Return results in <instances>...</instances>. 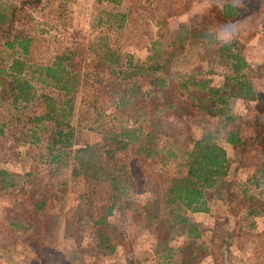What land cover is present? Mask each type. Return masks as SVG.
I'll use <instances>...</instances> for the list:
<instances>
[{"label": "rangeland", "instance_id": "rangeland-1", "mask_svg": "<svg viewBox=\"0 0 264 264\" xmlns=\"http://www.w3.org/2000/svg\"><path fill=\"white\" fill-rule=\"evenodd\" d=\"M119 1L118 6L111 10L108 5L110 0H41L36 6L21 4L20 0H0L2 29L12 7L16 11L12 28L3 36L9 38L16 30L29 36L31 42L27 58L31 63L45 64L54 54L65 48H74L73 60L81 75L74 90V109L69 122L73 126L76 142L95 144L91 151L92 160H98L100 148L96 146L107 143L102 136L104 132L110 128L117 129V125L123 126L129 117V110L117 111L118 114L111 106L108 90L116 83L114 79L118 77L135 82L140 90H146L150 73L143 72L142 68L148 64L146 56L151 52L154 56L149 63H161L164 60L165 66L156 74H163L170 80L190 78L197 83L204 80L205 85H200L204 91L207 87L223 85L231 72L217 55V43L208 42L204 34H210V38L214 37L216 42L236 38L242 44L244 57L251 70L243 69L241 72L252 82L257 93L255 97L249 95L246 100L229 98L228 105L230 113L236 115L241 124L246 123V127H243L245 138L251 135L248 120L253 118L264 98V2ZM229 1L235 4L238 14L224 19L220 10ZM109 11L117 14L115 21L114 18L105 19ZM118 11L123 13L120 19ZM105 46H110L120 56L118 63L109 64V58L103 55ZM4 48L3 40L0 39V64H7L8 55L13 53ZM18 52L16 50L13 54L17 56ZM127 62L138 69H131ZM31 83L35 95L40 92L56 93L40 80L34 79ZM200 87L196 85L192 89ZM2 90L5 88L0 82V169L10 170L15 185L29 191L27 211L24 210L23 214L32 224L27 228L28 231L9 225L8 220H21V209L16 211V205L4 198L8 204L0 207V256L11 257L13 261L23 260V264H154L152 250L156 239L165 237L173 247L183 246L181 232L176 233L178 229L170 227L164 220L166 217L155 219L147 227L144 224L149 221L145 215L148 201L151 197L158 202L164 198L171 173L177 167L176 164L182 162L181 149L187 146L189 137H196L203 129L219 127L216 141L224 145L228 158L235 155V150L223 141L225 127L221 125L220 117L201 112L188 102H179L186 95L179 97L178 93L173 92L174 107L165 110L167 115L162 114L167 117V123H162V127L157 129L158 134L163 133L162 136L158 135L157 144L174 150L175 156L162 163L157 156L148 160L136 157L130 148L114 151L108 165L126 166L121 168L123 174L130 170L135 184L130 201L136 208V214L130 215L126 209L128 217L125 227L122 226L120 215L115 212L105 217L106 223L95 224L96 216L106 204L104 184L73 175L71 169L75 163L71 155L61 157L58 163L49 162V129L45 128V121L32 120V115L38 113L39 109L34 103H13ZM95 107H99L103 112L100 114H104L98 121L94 119ZM113 114L118 116L117 121L107 119L106 115L111 118ZM258 117L259 122H262L260 130L264 134V112L260 111ZM32 128L36 137L34 139L31 136ZM257 145L258 150L261 149L264 139L258 141ZM250 155L254 158L258 153L251 151ZM179 169L183 170V167ZM246 175L249 173L241 169V179ZM259 183L258 188L249 186V192L254 194L260 205V215L255 218L254 227H244L239 237L231 235L228 248L220 245L219 251L223 252L229 264H264V183ZM242 199L243 195L238 192L235 202L238 209L245 207ZM34 200L41 201L42 206H35ZM208 201L215 212H222L219 201L211 198ZM4 216L8 220L3 221ZM192 217L206 235L212 234V223L207 214L194 213ZM232 219L227 226L220 228L222 238L226 228L234 227ZM120 228L126 235L121 241ZM101 233L106 239L120 243L121 247L113 254L99 253L96 244ZM13 240H16L15 244L24 243L25 247L13 246ZM199 264H213V258L206 254Z\"/></svg>", "mask_w": 264, "mask_h": 264}, {"label": "trees", "instance_id": "trees-1", "mask_svg": "<svg viewBox=\"0 0 264 264\" xmlns=\"http://www.w3.org/2000/svg\"><path fill=\"white\" fill-rule=\"evenodd\" d=\"M258 1L264 2V0ZM40 2L41 0H20L21 4L27 3L30 6H36ZM118 2L120 1L110 0L108 4L110 9H115ZM220 12L224 19L238 14L237 7L230 1L222 5ZM121 13L122 11H118V19L122 18ZM15 15L16 11L12 7L8 19L3 24L4 30L0 24V39L3 40L4 50H12L13 53L16 50L19 51L17 56L13 53L8 55L10 58L7 64H0V82L5 88L2 93L10 97L13 103L18 102L23 105L34 103L37 106L39 112H34L32 120L45 121V128L49 129L47 146L49 162L58 163L61 157L71 155L75 163L71 169L73 175L89 179L94 183L104 184L107 194L106 204L102 206V212L96 216L95 224L106 223L105 217L115 212L120 215L122 226L125 227L127 211L130 215L136 214V208L130 201L135 188L130 170L123 174L121 168L126 166L108 165V160L113 156L114 151L130 148V152L136 157L148 160L157 156L160 157L162 163L175 156L174 150L157 144L158 135H163L162 132L158 134L157 129L162 127L160 126L162 123H167V117H163L167 115L165 110L174 107L172 96L175 94L173 92L178 93L179 97L182 94L186 95L183 97L184 100H179V102H184V104L188 102L199 108L201 112L220 117L221 125L225 127L223 141L235 150L234 157L228 158L224 145L216 141L215 137L217 135L218 138L219 127L212 126L201 130L196 137H189L187 146L181 149L182 162L176 164L177 167L172 171L169 184L165 188L164 198L158 202L155 197V199L151 197L148 201L145 215L149 221H145L144 226H150L155 219L166 217L165 222L171 225L170 227L175 226L178 229L176 233L181 232L184 240L181 244L183 246L173 247L165 237L156 239L152 250L154 264H199L206 254L213 258V264H229L223 252L219 251L220 245L228 248L231 244V235L235 234L239 237L244 227H254L255 218L260 215V205L254 194L249 192V186L258 188L259 182L264 183V155H262L264 146L258 150L257 145L258 141L264 139V134L260 130L262 122H259L258 117L260 111L264 112V98L253 118L248 120L251 135L247 138L243 132L246 123L241 124L239 118L229 111V98L246 100L249 95L255 97L257 93L252 82L247 80V76L241 72L243 69L250 71L251 66L244 57L243 47L239 40L230 38L216 42L214 37L210 38V34H204L208 37V42L217 43V55L223 60L224 67L231 72L220 87H207L204 91L200 87L201 83L204 84V80L199 83L190 78L170 80L163 74H156L157 71H162L165 65L164 60L161 63H149V60L153 61V52L146 56L148 64L142 68L143 72L150 73L146 90H140L135 82L124 81L118 77L117 79L112 78L116 83L112 84L113 86L108 90L111 106L116 112L129 110L127 112L129 117L123 126L117 125L115 126L117 129L110 128L104 132L102 136L107 143L96 146L100 148L96 161L92 160L91 154L95 144L76 142L73 126L69 122L74 109V90L78 76L81 75L80 69L73 60L74 48H65L54 54L45 64L31 63L27 58L31 42L29 36L22 34L19 30L14 31L9 38L3 36L8 29L12 28L11 24ZM116 16V13L109 11L105 19L108 21L114 18L115 21ZM109 47H104L103 55L109 58V64L118 63L120 56ZM127 64L131 69H138L130 62ZM34 79L49 85L56 93L40 92L39 95H35L31 83ZM196 85L200 88L192 89V86ZM204 92L205 96H203ZM93 110L96 121L103 117L104 114H100L103 112L99 107ZM106 117L114 121L118 118L114 114L111 118L109 115ZM235 118H237L236 123ZM31 136L32 139L36 138L34 130L31 131ZM251 151L258 153V156L252 158ZM180 166L183 170L179 169ZM241 169H244L246 174L249 173L244 179L240 176ZM3 174V170L0 169V176ZM1 182L0 180V186ZM238 192L243 195L242 204L245 207L242 209H238L236 205ZM208 198L219 201L223 207L222 212H215ZM37 206H42V202ZM194 213L208 215V220L212 223L211 235H206L193 221ZM231 217L235 225L229 229L226 228L225 236L222 238L219 230L222 226H227ZM120 230L119 240L121 241L126 238V235L122 233L124 231L121 228ZM96 245L98 252L104 255L113 254L118 247H121L120 243L106 239L102 233Z\"/></svg>", "mask_w": 264, "mask_h": 264}, {"label": "crops", "instance_id": "crops-1", "mask_svg": "<svg viewBox=\"0 0 264 264\" xmlns=\"http://www.w3.org/2000/svg\"><path fill=\"white\" fill-rule=\"evenodd\" d=\"M3 169H4L3 170L4 174L0 176V180L2 181L1 186H0V207L5 205L6 203L8 204V200H9L10 203L16 205L15 206L16 211H17V209L18 210L21 209V220H8L7 217H5V216L2 218V220L3 221L8 220V224L11 225L13 228H15V229L19 228L23 231L25 228L26 229L29 228L30 224H32L31 222H28L26 220V217H24V214H23L24 210H26V207H27V199H28V197H30L28 194L29 191L26 190L23 186L19 187V186L15 185V182L13 181V174L10 172V170H8L6 168H3ZM11 178H12V180H11ZM7 183H8V185H7ZM7 186H9V187H7ZM3 193H6V194H3ZM4 198L8 199L6 203H5L6 200ZM38 200L37 201L34 200L35 206L39 205V203L41 202ZM6 212H7V210H6ZM27 231H28V229H27ZM15 241L16 240H13V242H12L13 246H19L21 248L25 247L24 243L19 242V243L15 244L16 243ZM7 257L3 258L0 256V264H23V260L17 259V260L13 261V260H11V257H10V259Z\"/></svg>", "mask_w": 264, "mask_h": 264}]
</instances>
